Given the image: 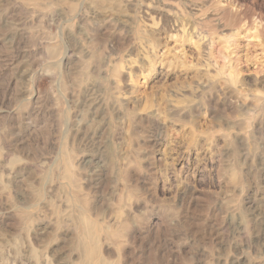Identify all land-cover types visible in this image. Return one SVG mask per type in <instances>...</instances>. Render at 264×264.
I'll return each instance as SVG.
<instances>
[{
	"label": "rangeland",
	"instance_id": "374dc122",
	"mask_svg": "<svg viewBox=\"0 0 264 264\" xmlns=\"http://www.w3.org/2000/svg\"><path fill=\"white\" fill-rule=\"evenodd\" d=\"M0 264H264V0H0Z\"/></svg>",
	"mask_w": 264,
	"mask_h": 264
}]
</instances>
